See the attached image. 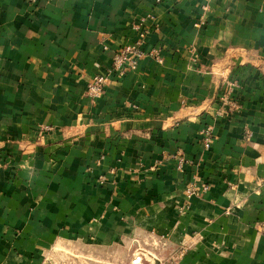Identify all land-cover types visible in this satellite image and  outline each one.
I'll return each instance as SVG.
<instances>
[{
	"label": "crops",
	"instance_id": "obj_1",
	"mask_svg": "<svg viewBox=\"0 0 264 264\" xmlns=\"http://www.w3.org/2000/svg\"><path fill=\"white\" fill-rule=\"evenodd\" d=\"M262 225L264 0H0V264H264Z\"/></svg>",
	"mask_w": 264,
	"mask_h": 264
},
{
	"label": "built area",
	"instance_id": "obj_2",
	"mask_svg": "<svg viewBox=\"0 0 264 264\" xmlns=\"http://www.w3.org/2000/svg\"><path fill=\"white\" fill-rule=\"evenodd\" d=\"M142 40L134 43L126 44L118 49L115 53L112 67L103 73H97L93 76L88 84V92L90 96L96 98L100 97L105 90L106 85L112 80L114 76H123L128 70L135 69L141 60L147 53L143 47V40L145 38V32L141 34ZM151 55H155L154 50L149 52ZM204 142L206 147H210L214 141V130L212 125H207L203 130ZM250 132H248V136ZM209 189L208 184H203L200 188H192L188 191L189 195L198 190L206 191ZM264 231V225L261 226ZM142 255H138L134 260L133 264H145Z\"/></svg>",
	"mask_w": 264,
	"mask_h": 264
},
{
	"label": "rangeland",
	"instance_id": "obj_3",
	"mask_svg": "<svg viewBox=\"0 0 264 264\" xmlns=\"http://www.w3.org/2000/svg\"><path fill=\"white\" fill-rule=\"evenodd\" d=\"M150 241L143 242V244L140 246H137L136 249L133 250L132 255L130 257V263L133 264V260L138 256L142 255L143 260L145 259V264H161L165 263L163 261H166L168 250L166 249L165 245L161 249H157L153 246L152 243H154L155 239H149ZM66 256L72 257L74 254L70 252V250H64L63 251ZM172 256L176 257L178 256L177 252H170ZM170 256V254H169ZM86 257V256H84ZM100 264V263H98Z\"/></svg>",
	"mask_w": 264,
	"mask_h": 264
}]
</instances>
